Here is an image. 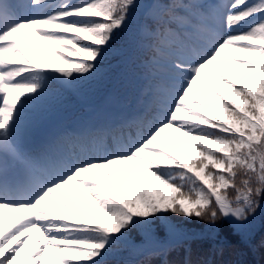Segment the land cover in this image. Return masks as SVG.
<instances>
[{
  "label": "snow or ice",
  "instance_id": "obj_1",
  "mask_svg": "<svg viewBox=\"0 0 264 264\" xmlns=\"http://www.w3.org/2000/svg\"><path fill=\"white\" fill-rule=\"evenodd\" d=\"M137 7L0 0V264H145L124 251L215 264L193 262L192 245L213 255L252 246L264 210V0H152L131 43L146 57L137 66L124 54L107 106L43 143L29 139L57 89L104 78ZM137 67L144 84L128 110L119 88ZM173 215L205 227L186 232Z\"/></svg>",
  "mask_w": 264,
  "mask_h": 264
},
{
  "label": "trees",
  "instance_id": "obj_2",
  "mask_svg": "<svg viewBox=\"0 0 264 264\" xmlns=\"http://www.w3.org/2000/svg\"><path fill=\"white\" fill-rule=\"evenodd\" d=\"M228 195L230 198L234 199L235 196L238 195V193L233 192L231 190H228ZM221 226H222L221 232H223V233L227 232V230L229 229V224L224 223L223 221H221ZM192 230H193V232H201L203 230V228L200 227L199 222L197 221L196 227L192 228ZM250 231H251V235H254V234L259 232L260 233L259 235L261 237H263V239H264V210H262V209L257 210L255 219L252 221V224L250 225ZM261 234H263V236ZM207 245H209V244H207ZM207 245H205V243H203L202 247H207ZM261 252L264 253V246L262 247ZM257 253L258 252H255V255H257ZM246 264H264V257H263V259L258 258V257H249Z\"/></svg>",
  "mask_w": 264,
  "mask_h": 264
},
{
  "label": "rangeland",
  "instance_id": "obj_3",
  "mask_svg": "<svg viewBox=\"0 0 264 264\" xmlns=\"http://www.w3.org/2000/svg\"><path fill=\"white\" fill-rule=\"evenodd\" d=\"M172 219H182V218H180V217H178V216H175V215H173L172 217H171ZM187 223V222H186Z\"/></svg>",
  "mask_w": 264,
  "mask_h": 264
}]
</instances>
